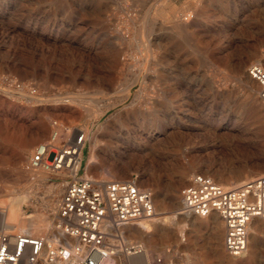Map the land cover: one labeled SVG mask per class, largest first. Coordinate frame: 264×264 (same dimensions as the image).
Masks as SVG:
<instances>
[{
  "label": "rangeland",
  "instance_id": "374dc122",
  "mask_svg": "<svg viewBox=\"0 0 264 264\" xmlns=\"http://www.w3.org/2000/svg\"><path fill=\"white\" fill-rule=\"evenodd\" d=\"M0 27V191L18 178L14 190L21 197L11 207L18 209L22 191L33 187L36 201L21 209L53 214L64 187L56 176L28 166L54 122L100 132L90 170L87 140L82 175L136 179L164 196L184 171L178 199L165 201L162 212L155 204L159 217L179 209L181 192L196 175L224 182L264 167V134L254 110L260 87L251 88L247 72L257 63L248 61L240 71L249 40L264 38V0H0ZM165 126L175 132L174 142ZM157 139L171 143L159 149ZM101 159L107 163L99 170ZM50 191L45 209L42 200ZM188 220L151 242V264H223L232 258L226 231L214 244L207 224ZM137 224L122 230L129 244L142 245L140 233L128 229ZM240 264H264V244L255 262Z\"/></svg>",
  "mask_w": 264,
  "mask_h": 264
},
{
  "label": "built area",
  "instance_id": "2783aa9c",
  "mask_svg": "<svg viewBox=\"0 0 264 264\" xmlns=\"http://www.w3.org/2000/svg\"><path fill=\"white\" fill-rule=\"evenodd\" d=\"M264 55V45L261 49ZM264 103V67L249 66ZM54 131L39 145L28 166L34 173L56 176L64 191L53 212L46 238L0 226V264H115L122 255L140 256L141 244H129L122 228L149 222L157 213L154 195L136 179H94L82 175L87 136L81 127L53 123ZM2 185L0 184V189ZM185 214L225 224V250L232 257L246 254L249 228L264 222V176L239 187H224L207 175H196L181 192ZM157 264V263H155Z\"/></svg>",
  "mask_w": 264,
  "mask_h": 264
},
{
  "label": "bare ground",
  "instance_id": "6f19581e",
  "mask_svg": "<svg viewBox=\"0 0 264 264\" xmlns=\"http://www.w3.org/2000/svg\"><path fill=\"white\" fill-rule=\"evenodd\" d=\"M124 1V0H123ZM124 3V2H123ZM125 4V3H124ZM123 6V5H122ZM121 6V7H122ZM123 8V7H122ZM125 8V7H124ZM128 9V8H127ZM179 10V9H178ZM177 10V11H178ZM195 10V8H194ZM122 12H124L122 10ZM174 13V12H173ZM176 13V12H175ZM187 13V12H186ZM128 14V13H127ZM175 16V15H174ZM175 18V17H174ZM173 18V19H174ZM166 19V18H165ZM177 20V19H176ZM187 22V21H186ZM30 26V25H29ZM180 26V25H179ZM12 27V26H11ZM41 27V26H40ZM181 27V26H180ZM185 27V26H184ZM15 28V27H14ZM1 29V27H0ZM12 29V28H11ZM25 30V28H24ZM5 32V31H4ZM12 32V31H11ZM26 32V31H25ZM16 33V32H15ZM53 33V32H52ZM12 34V33H11ZM55 34V33H54ZM120 35V34H119ZM30 36V35H29ZM1 38V37H0ZM8 38V37H7ZM35 40V39H34ZM58 40V38H57ZM23 41V40H22ZM36 41V40H35ZM54 41V40H52ZM264 41L263 37H256L253 38L251 41L249 40L247 48H246V60L243 61L240 65V71L244 69V65L248 61H255L258 65H261L264 67V55L260 53V45ZM27 43V42H26ZM157 43V42H156ZM24 44V43H23ZM25 46V45H24ZM141 46V45H140ZM164 48V46H163ZM162 48V49H163ZM54 49V48H53ZM162 51V50H161ZM164 51V50H163ZM120 58V57H118ZM246 67V66H245ZM136 71V70H135ZM244 71V70H243ZM164 75V74H163ZM174 78V77H173ZM177 79V78H176ZM173 80V79H172ZM179 80V79H178ZM114 81V80H113ZM247 83V82H246ZM248 84L251 86L253 90L258 89V83L254 81L249 75H248ZM247 86V85H246ZM177 87V86H176ZM159 88V87H158ZM142 89V88H141ZM152 90V89H151ZM258 92V91H257ZM22 93V92H21ZM24 93V92H23ZM257 96V95H256ZM254 98V97H252ZM260 97L254 98V110H255V118H256V124L258 125L259 132L261 134H264V106L262 104V100H259ZM73 99V98H72ZM76 99V98H75ZM77 100V99H76ZM57 102H65L59 99H56ZM253 101V100H252ZM43 102V101H42ZM76 104V103H75ZM68 110V109H67ZM63 112V111H62ZM22 113V112H21ZM27 113V112H26ZM12 114V113H11ZM93 114V113H92ZM15 117V116H14ZM63 117V115H62ZM68 119V118H66ZM77 119V118H76ZM64 121V120H63ZM65 122V121H64ZM30 123V122H29ZM52 124V123H51ZM185 124V123H184ZM16 125V124H15ZM61 125V124H60ZM74 127V126H71ZM28 128V127H27ZM23 129V128H22ZM53 129V128H52ZM28 130V129H27ZM26 130V131H27ZM23 131V130H22ZM87 140L89 138L91 139V155H90V164L88 170H90L91 164L95 161L97 154L99 153V148L101 141L99 140V133L95 132L92 133V131L84 129ZM98 131V130H97ZM166 133V136L168 137L169 141L174 142L176 139L175 132H170L165 126V129L163 130ZM231 132V131H230ZM229 135L231 133H228ZM25 135V134H24ZM227 135V134H226ZM20 136V135H19ZM25 137V136H24ZM37 137V136H36ZM22 138V136H21ZM40 138V137H39ZM101 138V137H100ZM28 139V138H27ZM9 140V139H7ZM32 140V139H31ZM35 140V139H34ZM19 141V140H18ZM26 141V139H25ZM39 141V140H38ZM167 142V140H156V144L159 145V149H165L167 148L165 145L169 144L171 142ZM37 142V141H36ZM33 143V142H32ZM24 144V143H23ZM27 144V143H26ZM35 144V143H34ZM33 145V144H32ZM37 145V144H36ZM103 146V145H102ZM106 146V145H105ZM24 147V145H23ZM109 147V146H108ZM264 152V145L261 146ZM22 148V147H20ZM27 148V147H26ZM32 148V147H31ZM35 148V146H34ZM155 148V147H154ZM17 149V148H15ZM119 149V148H116ZM27 150V149H26ZM110 150V149H109ZM28 151V150H27ZM118 152V150H115ZM108 152V151H107ZM21 153V152H20ZM114 153V152H113ZM24 157V156H23ZM110 159V158H109ZM115 162V161H114ZM24 163V162H23ZM107 162L104 159L100 160V165L97 167V169L101 170L103 169L104 165ZM116 163V162H115ZM260 163V162H259ZM109 169V168H108ZM262 168H254L252 171H245L243 175L238 176L237 178L228 177L224 182H217L218 184L224 186V187H234L235 184L238 182H241L242 180H251L252 178H256L257 176H260L263 174ZM10 170V169H9ZM30 171V170H29ZM13 172V171H12ZM20 172V171H19ZM110 172V171H109ZM24 173V172H23ZM45 173V172H40ZM111 173V172H110ZM25 174V173H24ZM27 174V173H26ZM25 174V175H26ZM111 174H115L111 173ZM227 174V173H226ZM36 175V174H35ZM210 175V173H209ZM12 176V175H11ZM30 176V175H29ZM89 176V175H88ZM191 176V175H190ZM193 176V175H192ZM213 176V175H211ZM7 177V176H6ZM15 177V176H14ZM39 177V176H38ZM186 178V174L183 171L182 173V179L175 183L173 185V188L170 189L164 196H162L161 193L157 192L154 195V201L155 204L158 207V210L161 212L165 210L164 204L167 200H177V193H178V186H181ZM11 179V178H10ZM105 179V178H103ZM5 180V179H4ZM17 181L12 182H4L5 190L1 193L0 191V226L6 230H15L19 233L36 236V237H43L46 238L49 234V231L52 226L53 221V214H49L47 211L39 212L38 210H35V212L31 215H28L25 210L21 209L24 208V204H32L36 201V193L33 194L31 188H26L23 190L24 198L21 200L18 206V209L13 205L11 207L9 203L15 199H17L19 196L20 191H16L15 185L19 183L18 178H15ZM106 180V179H105ZM6 181V180H5ZM22 186V185H21ZM157 189V188H156ZM154 191V190H153ZM54 196L53 191L49 192V200H42V206L45 209L49 208V202H51V198ZM21 198V197H20ZM20 200V199H19ZM181 201H179L180 204ZM14 203V202H13ZM57 205V203H56ZM167 206V205H166ZM20 209V210H19ZM56 209V207H55ZM55 211V210H54ZM180 211V212H179ZM173 213L172 216L169 217H156L155 219L151 220L152 226L145 224L147 222H141L137 225L130 226L129 231L132 232H139L140 233V240L143 242L142 246L144 248L143 254L140 256H131L129 254L124 255V258H120V264H151L154 259V252L153 249H151V242L153 240H160L162 235L166 234L168 230H173L177 227H183L186 226L190 219L194 222L195 225H200L205 223L208 227H210L212 231V241L214 244L220 243L222 241V226L224 227V222L222 219L217 215L214 214L209 218H200L197 216H192L185 214L182 209V203L181 206L179 205V209L170 211ZM183 217V219H182ZM187 220V221H186ZM150 222V223H151ZM226 229V228H225ZM122 233H125V231L121 230ZM162 232V233H161ZM249 244H248V250L246 252L245 258L242 257H232L228 260H222L223 264H240L241 262H248L253 263L256 261L257 257V250L261 244H264V222L261 219H255L249 228ZM134 234V233H133ZM136 235V234H134ZM167 235V234H166ZM138 237V236H137ZM166 237V236H165ZM170 242V241H169ZM215 247V246H214ZM157 250V249H156ZM156 253V252H155ZM162 253V252H161ZM167 254V253H166ZM122 257V256H121ZM242 259V260H241ZM118 263V262H117ZM116 264V263H115Z\"/></svg>",
  "mask_w": 264,
  "mask_h": 264
},
{
  "label": "crops",
  "instance_id": "0c3cea01",
  "mask_svg": "<svg viewBox=\"0 0 264 264\" xmlns=\"http://www.w3.org/2000/svg\"><path fill=\"white\" fill-rule=\"evenodd\" d=\"M226 231V229H225V225H224V227L222 226V233H224Z\"/></svg>",
  "mask_w": 264,
  "mask_h": 264
}]
</instances>
